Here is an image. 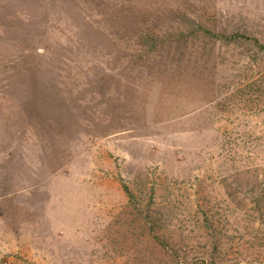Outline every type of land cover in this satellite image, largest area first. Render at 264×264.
<instances>
[{
	"label": "rangeland",
	"instance_id": "obj_1",
	"mask_svg": "<svg viewBox=\"0 0 264 264\" xmlns=\"http://www.w3.org/2000/svg\"><path fill=\"white\" fill-rule=\"evenodd\" d=\"M0 264H264V0H0Z\"/></svg>",
	"mask_w": 264,
	"mask_h": 264
},
{
	"label": "trees",
	"instance_id": "obj_2",
	"mask_svg": "<svg viewBox=\"0 0 264 264\" xmlns=\"http://www.w3.org/2000/svg\"><path fill=\"white\" fill-rule=\"evenodd\" d=\"M126 189H128V188H126Z\"/></svg>",
	"mask_w": 264,
	"mask_h": 264
}]
</instances>
